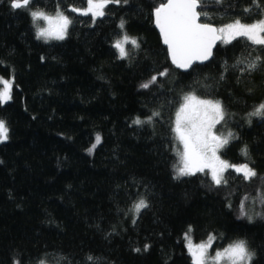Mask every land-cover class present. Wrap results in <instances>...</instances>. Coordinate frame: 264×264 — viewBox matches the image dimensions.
Listing matches in <instances>:
<instances>
[{"label": "trees", "instance_id": "1", "mask_svg": "<svg viewBox=\"0 0 264 264\" xmlns=\"http://www.w3.org/2000/svg\"><path fill=\"white\" fill-rule=\"evenodd\" d=\"M162 2L110 3L93 23L71 11L86 0H32L29 10L0 0V78L13 81L0 105L9 129L0 143V264H192L186 233L194 243L213 237L217 250L245 240L251 264H264V213L237 217L244 198L264 190V118L249 115L264 102V47L221 42L208 63L179 72L153 25ZM58 9L72 20L65 39H37L44 24L30 11ZM202 10L201 22L216 28L252 24L264 19V0H205ZM124 34L139 47L120 59L112 45ZM257 56L251 72L236 64ZM186 94L221 103L216 133L233 138L220 155L255 177L228 171L219 187L203 173L175 178L171 129ZM154 112L151 123L133 124ZM141 198L148 207L137 215Z\"/></svg>", "mask_w": 264, "mask_h": 264}, {"label": "snow or ice", "instance_id": "2", "mask_svg": "<svg viewBox=\"0 0 264 264\" xmlns=\"http://www.w3.org/2000/svg\"><path fill=\"white\" fill-rule=\"evenodd\" d=\"M110 3L119 4L121 0H86V7H73L71 11L78 15L90 16L92 22L95 23L97 19L105 16V10ZM31 4L32 0H11L10 7L14 10H29ZM204 4L205 0H167L166 3L162 2L154 9L155 25L159 29L163 44L167 47L168 56L176 68L187 71L193 69L197 63L208 61L212 57V50L218 41L229 44L242 37L246 38L252 45L264 47V19L252 24H244L236 20L216 28L201 22V16L207 15L202 10ZM30 16L34 24L43 20L47 25L46 27L37 26L36 30L37 39H42L45 42L64 40L72 23L71 18L59 9L55 16L47 15L42 11H30ZM119 27L123 30V21ZM128 45L133 48L139 47L138 41L127 34L115 40L112 46L117 50L118 58L125 59L128 57L129 52L126 47ZM260 60L261 57L259 56L255 60L247 61V63L245 59H238L236 64L245 65V68L240 69L241 71L251 72L258 67L257 62ZM159 75L164 76L166 72H161ZM156 80L157 76H153L149 82L142 84L141 87L149 88ZM0 85H2L0 88V105H2L12 98L13 81L0 79ZM158 115L159 113L154 112L146 120L136 118L133 120V124L151 123L153 117ZM249 115L264 118V103L257 106ZM224 120L225 112L219 101L202 99L195 94L183 96L175 113L171 129L177 142L176 155L178 161L174 166L175 178L203 173L210 176L212 183L219 187L227 183L225 173L229 169L241 175L245 181L251 180L257 175L246 163L233 165L221 159L218 154L219 151L233 138L230 132L224 136L217 135L214 131L216 125ZM8 133L9 129L5 122L0 120V143L8 139ZM100 143L101 137L97 135L89 152ZM260 202L264 203V196L260 198ZM147 207V201L141 198L133 205L132 210L139 215ZM241 215H246V206L243 201L241 202ZM248 219H251V216ZM185 239L192 264H251L254 255L249 250L245 240L234 241L223 250L216 251L214 256H210L209 249L213 244L212 237L206 243L200 244H194L188 233L185 234ZM148 247L145 245L144 250L146 251ZM136 251H140V249H136ZM93 259V257H88L89 261ZM40 264H43V261Z\"/></svg>", "mask_w": 264, "mask_h": 264}, {"label": "rangeland", "instance_id": "3", "mask_svg": "<svg viewBox=\"0 0 264 264\" xmlns=\"http://www.w3.org/2000/svg\"><path fill=\"white\" fill-rule=\"evenodd\" d=\"M43 27H46L47 25L45 24V22L43 21ZM52 41V40H50ZM224 44V43H223ZM0 79H5V78H0ZM11 79V78H10ZM7 80V79H5ZM12 80V79H11ZM0 88H2V85H0ZM264 103V102H263ZM262 104V103H261ZM260 105V104H259ZM258 105V106H259ZM256 109V108H255ZM254 109V110H255ZM218 124L216 125V128H217ZM216 128L214 129V131L216 132ZM217 134V133H216ZM219 135V134H217ZM5 142V141H4ZM3 143V142H2ZM177 144V142H176ZM221 151V150H220ZM220 151H219V155H220ZM221 157V155H220ZM221 159H223L221 157ZM224 160V159H223ZM227 161V160H225ZM228 162V161H227ZM230 163V162H229ZM230 164H233L235 165L234 163H230ZM229 171H232L231 169H229ZM210 177V176H209ZM264 196V190H260L259 192H257L256 194L252 195V196H248L246 198H244L243 200V203L245 204L246 206V215L242 216L241 215V205H240V208L237 212V217L240 218V219H245L246 221L248 222H253L255 221L256 219H258L262 213H264V203H261L260 202V198ZM251 216V219H248V217ZM213 238V237H212ZM191 239V238H190ZM209 240V238L207 240H205L204 242H201V243H206L207 241ZM184 241H185V245H186V239L184 237ZM193 242V241H192ZM194 243V242H193ZM194 244H200V243H194ZM214 238H213V244H212V247L209 249V255L210 256H214L216 251H219L217 250L216 248H214ZM187 248V247H186Z\"/></svg>", "mask_w": 264, "mask_h": 264}, {"label": "water", "instance_id": "4", "mask_svg": "<svg viewBox=\"0 0 264 264\" xmlns=\"http://www.w3.org/2000/svg\"><path fill=\"white\" fill-rule=\"evenodd\" d=\"M166 2H167V0H166ZM165 2V3H166ZM153 25H154V28H155V30H156V32H157V34H158V36H159V39H160V41H161V44H162V46L166 49V51H167V47H166V45H164L163 44V42H162V38H161V35H160V32H159V29L156 27V25H155V20H154V15H153ZM221 42H217V44L214 46V48H213V53H214V50L216 49V47L220 44ZM167 54H168V52H167ZM212 57H213V55H212ZM212 57L208 60V61H205L204 63H197V64H195V65H204V64H206V63H208L211 59H212ZM168 58H169V61H170V63H171V65H172V67L175 69V70H177V71H179V72H182V73H186V72H188V71H190V70H187V71H185V70H182V69H178V68H176L175 67V65H173L172 64V62H171V59H170V57L168 56ZM194 65V66H195Z\"/></svg>", "mask_w": 264, "mask_h": 264}]
</instances>
